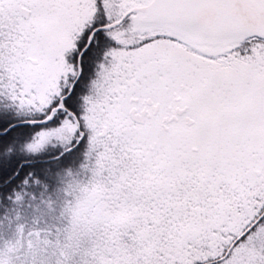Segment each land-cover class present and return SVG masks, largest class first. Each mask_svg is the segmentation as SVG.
I'll list each match as a JSON object with an SVG mask.
<instances>
[{"label": "snow or ice", "instance_id": "6c2138e0", "mask_svg": "<svg viewBox=\"0 0 264 264\" xmlns=\"http://www.w3.org/2000/svg\"><path fill=\"white\" fill-rule=\"evenodd\" d=\"M0 264H264V0H0Z\"/></svg>", "mask_w": 264, "mask_h": 264}]
</instances>
